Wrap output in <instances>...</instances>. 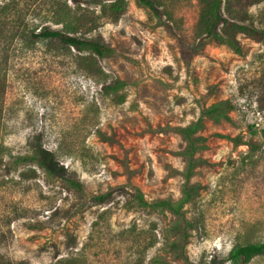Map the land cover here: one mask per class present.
<instances>
[{
	"label": "rangeland",
	"instance_id": "374dc122",
	"mask_svg": "<svg viewBox=\"0 0 264 264\" xmlns=\"http://www.w3.org/2000/svg\"><path fill=\"white\" fill-rule=\"evenodd\" d=\"M108 2L0 0V264H238L233 246L264 242V38L237 34V53L199 35L196 0H162L159 17L135 0L112 15ZM223 14L264 29V0H225ZM44 27L112 52L33 36ZM115 80L122 101L102 89ZM224 99L227 118L205 117L200 130L205 162L189 179L199 190L183 206L193 225L179 254L175 216L136 206L133 186L147 200L178 199L176 128ZM36 137L45 168L16 161ZM70 174L82 193L65 184Z\"/></svg>",
	"mask_w": 264,
	"mask_h": 264
},
{
	"label": "trees",
	"instance_id": "16d2710c",
	"mask_svg": "<svg viewBox=\"0 0 264 264\" xmlns=\"http://www.w3.org/2000/svg\"><path fill=\"white\" fill-rule=\"evenodd\" d=\"M102 1V0H101ZM108 4L104 5L112 15H119L124 11L125 0H108ZM140 6L147 7L156 17H159V13L156 10V6H161L162 0H135ZM197 1V15H196V28L199 35L210 39L213 42L226 44L232 50L237 53H241V47L239 45L237 34L241 33L256 40L264 38V29L254 26L252 23L245 21H236L227 18L223 14V3L225 0H196ZM244 3L249 4L258 0H243ZM165 26H168L164 21ZM79 26V29L86 30L87 28L83 24ZM75 31H77L75 29ZM37 38H49L59 42L60 44L73 46L78 50L88 51L95 56H106L112 52V49L98 38H89L83 35L68 33L60 30L49 29L47 27L42 28L36 33H33ZM122 81L115 80L102 86L104 92L112 94L114 99L122 101L124 94L120 92L123 86ZM234 107L233 103L229 99L219 100L206 106H202L199 109L196 118L185 126L177 127L176 129L181 134L185 145L179 154L184 159V168L180 171L183 182L181 185V196L172 200L171 198H157L153 200H147L144 198L142 191L133 186L132 201L139 207H152L156 209H166L170 211L174 216L173 229L179 231L180 240L171 242L172 246H176L178 253L182 254V248L184 242L189 235V229L193 223L185 216L183 209L184 204L189 201L195 194L198 193V184H192L189 182L190 177L193 175L197 165L205 162L201 157L196 156L197 150L205 147L206 138L200 133V130L204 126V118L212 117L213 119L227 118V112ZM234 144H245L250 151L257 148V144L251 139H242L240 136L233 138ZM21 160L34 161L41 167L45 168V156L44 149L41 148L35 138L33 154L30 156L17 157L16 161ZM65 184L75 190L76 192H83V185L81 181L73 176L66 175L63 177ZM110 193L105 192L103 194H95L91 197L93 201H102L109 197ZM264 254V242H246L233 246L228 254V259L238 264H244L248 262L252 257ZM187 261V260H186ZM189 264V263H187Z\"/></svg>",
	"mask_w": 264,
	"mask_h": 264
}]
</instances>
